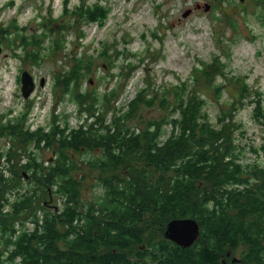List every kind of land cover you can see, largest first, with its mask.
Listing matches in <instances>:
<instances>
[{"label":"trees","instance_id":"trees-1","mask_svg":"<svg viewBox=\"0 0 264 264\" xmlns=\"http://www.w3.org/2000/svg\"><path fill=\"white\" fill-rule=\"evenodd\" d=\"M60 15L72 18L66 30L77 27V22L103 27L110 8L78 3L70 10L64 2ZM9 27L0 26V40L14 49L15 57L20 51L24 63L25 55L38 66L45 56L42 51L56 53L65 48L64 35L58 38L59 25L40 24V32L27 33V24L15 22L12 34ZM90 68L89 60L76 57L70 70L57 79L64 95L89 113L76 129L68 121H52L47 128L30 130L23 125L28 114L13 116L12 122L0 126V135L18 137L22 130L24 140L56 146V155L46 161L47 166L32 157L22 165L19 179L25 177L24 171L31 172L47 192L55 188L69 204L56 209L45 202L53 212L45 214L41 223L33 213L34 230L18 234L15 240L13 224L32 209V200L23 193L10 213L0 210V236L5 237L0 264H4L1 258L6 251L7 261L20 258L23 264H264V165L242 164L241 148L226 139L229 124L218 127L203 117V99L191 93L189 83L206 77V68L196 69L189 82L178 83L165 93L150 91L147 83L118 108L114 106L116 89L112 88L101 101L100 128L94 127L99 118L88 122L100 113L99 99L94 95L87 104L90 93L81 89L82 75ZM238 91L242 99L249 95L246 84H240ZM111 103L114 118L105 125L104 108ZM156 105L169 116L150 118L143 130L129 125L140 107ZM255 108L261 116L260 104ZM166 126L171 128L161 141ZM259 149L264 151V141ZM96 152L103 156L88 162L90 171H98L96 178L104 194L86 204L80 202L82 177L74 173V156ZM181 218L199 225V237L190 248H181L163 236L166 225ZM56 224H62L64 232H59ZM235 254L239 257L233 262Z\"/></svg>","mask_w":264,"mask_h":264},{"label":"rangeland","instance_id":"rangeland-1","mask_svg":"<svg viewBox=\"0 0 264 264\" xmlns=\"http://www.w3.org/2000/svg\"><path fill=\"white\" fill-rule=\"evenodd\" d=\"M64 2L70 10L78 3L102 4L110 8V15L103 27L77 22V27L66 30L72 18L60 15ZM196 4H209L211 8L204 12L203 8L196 9ZM188 9L191 13L183 17ZM15 22L20 26L27 24V33L36 29L40 32V24L59 25L58 38L64 35L65 48L56 53L45 49L42 51L45 56L37 66L27 61L25 55L24 63L20 51H16L19 55L15 57L14 49L0 40L3 45L0 44V126L28 114L23 125L30 130L47 128L52 121H68L76 129L89 113L64 95V88L57 83L76 57L91 62L90 72L82 75L81 89L90 93L85 100L87 104L94 95L99 99L100 113L88 120L90 123L99 118L95 128L101 126L102 98L112 88L116 89L118 99L114 106L118 108L132 100L147 83L150 91L165 93L178 83L189 82L196 69L206 68V77H197L194 84L189 83L191 93L203 99V117L218 127L231 125L226 128V139L241 148L242 164L264 165V151L259 149L264 141V0H0V26H10L12 34ZM22 70L35 78L36 88L29 99L21 94ZM40 78L45 79L43 87L38 86ZM240 84H246L249 93L243 99L238 91ZM256 103L260 104L261 116ZM111 109L112 103L104 108L105 125L114 118ZM161 116L167 117L169 113L160 105L140 107L129 125L143 130L150 118ZM170 128L164 127L161 141L167 138ZM18 133V137L0 135V210L3 214L10 213L23 193L31 198L32 209L13 224L12 240L17 234L34 230L33 213L41 223L45 214L53 212L49 205L63 209L68 204L64 196L55 193V188L47 192L46 187L32 178L31 172L24 171L25 177L19 179L22 165L30 158L47 166L46 161L57 151L56 146L48 148L34 140H24L22 130ZM102 156V152L74 156V173L82 177L80 202L89 204L103 198L104 187L96 178L98 171H90L89 165L91 160ZM45 202H49L48 206H44ZM56 228L64 232L62 224H56ZM0 240V250H4L5 237L0 236ZM9 247L13 249L11 244ZM6 255L7 251L1 258L4 264H23L20 258L7 261Z\"/></svg>","mask_w":264,"mask_h":264},{"label":"water","instance_id":"water-1","mask_svg":"<svg viewBox=\"0 0 264 264\" xmlns=\"http://www.w3.org/2000/svg\"><path fill=\"white\" fill-rule=\"evenodd\" d=\"M243 2L244 0H240ZM204 9V12L210 10L209 4H204L203 6L197 4L196 9ZM191 13L188 9L184 12L183 17H187ZM2 53V47L0 45V54ZM21 84V94L24 99H29L36 88V83L34 77L27 71H23L20 76ZM39 87L45 85V79L41 78L38 83ZM163 236L166 240H169L180 246L181 248H190L199 237V225L198 223L190 218H181L171 220L165 227ZM227 256H230L228 254ZM238 261L237 258L233 259V262Z\"/></svg>","mask_w":264,"mask_h":264},{"label":"bare ground","instance_id":"bare-ground-1","mask_svg":"<svg viewBox=\"0 0 264 264\" xmlns=\"http://www.w3.org/2000/svg\"><path fill=\"white\" fill-rule=\"evenodd\" d=\"M27 221V220H26ZM28 222V221H27ZM19 223V222H18ZM19 228V227H18ZM21 230V229H20ZM21 233V232H20ZM18 235V234H17ZM0 242H1V240H0Z\"/></svg>","mask_w":264,"mask_h":264}]
</instances>
